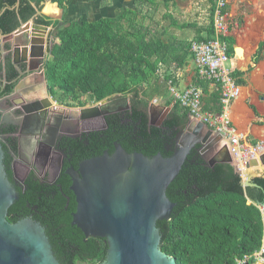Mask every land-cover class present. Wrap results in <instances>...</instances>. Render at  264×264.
<instances>
[{"label": "trees", "instance_id": "trees-1", "mask_svg": "<svg viewBox=\"0 0 264 264\" xmlns=\"http://www.w3.org/2000/svg\"><path fill=\"white\" fill-rule=\"evenodd\" d=\"M42 1L0 0V34L11 35L29 22L36 15L33 5L38 8ZM79 1L53 0L63 11V18L59 22L39 18L35 20L36 25L54 28L55 41L51 45L50 58L45 67L52 101L66 108H84L113 96L129 94L133 88L146 84L143 98L148 101L157 98L171 103L166 87V81L172 77L169 68L174 65L175 69H182L188 64L192 58L191 44L183 48L180 55L173 57L170 45L160 38H153V35L143 34L135 28L138 25L133 22L130 23L131 32L117 35L115 29L119 21H125L127 16L141 14L140 5L150 4L151 0H134L133 9H124L112 19L65 24L67 7ZM209 1L210 27L205 30L207 37H198V42L209 40L214 33L212 26L215 0ZM263 21L264 12L260 25ZM227 43L230 45L229 54L233 53L236 60L231 63L232 67L245 70L249 50L242 46L240 61L236 65V45L233 51L232 40L228 39ZM263 50L264 42L258 46L251 60L252 64L256 65L262 60ZM8 62L5 64V73L6 80L10 81V76H15V72ZM160 62H164L167 67L163 79L157 73ZM252 69L249 67L245 73L235 71L232 74L238 86H247L244 77ZM2 75L3 66L0 65V80ZM195 84L206 96L204 111L219 114V94L214 90L210 92L207 82L196 81ZM0 92L2 95H9L12 87L7 86L3 91L0 88ZM133 109L132 116L114 114L106 117V130L85 137L80 146L79 161L98 158L104 153L112 155L115 144L120 145L128 154L137 153L146 158L157 155L170 157L172 151L168 152L167 147L174 148L177 137L189 123V113L175 105L160 126H152L145 111L134 106ZM250 109L257 115L255 108ZM234 121L238 126L241 123L239 119ZM15 132L16 128L13 126L0 130L2 135ZM86 143L89 147H85ZM73 146L74 153L76 141ZM11 147L16 151L14 138L8 139L7 145H2L6 154ZM195 152L182 165L166 191V197L174 208L169 221L157 222L161 234L160 249L177 264H236V259L241 260L251 255L261 244L263 224L258 205L264 201V177L252 180L256 187H244L233 166L220 162L210 166ZM11 160L8 155L5 161L10 181ZM24 186L26 190L23 187L18 190L19 200L8 210L10 217H7V221L10 224L19 222L11 217L14 213L25 210L27 205H37L43 209L49 206L47 202L50 200L44 197L42 202L38 201L44 186L33 173L27 177ZM66 191L64 189L65 194ZM57 202L65 207L66 201L62 197L59 196ZM28 213L26 210L22 218H27ZM71 221L70 218H64L46 223L34 217V222L45 228L52 253L59 264H102L108 250L105 240L85 239L80 230L71 226Z\"/></svg>", "mask_w": 264, "mask_h": 264}, {"label": "water", "instance_id": "water-1", "mask_svg": "<svg viewBox=\"0 0 264 264\" xmlns=\"http://www.w3.org/2000/svg\"><path fill=\"white\" fill-rule=\"evenodd\" d=\"M24 33L29 35L23 42V49L14 50L16 55L21 53L22 59L14 63L11 51L6 52L2 43L13 35L18 37ZM52 34L53 31L48 27H38L35 24L30 26L28 23L11 35L0 34V59L3 60H0V65L4 63V59L9 60L15 72L14 81L20 79L21 75L37 74L40 69L44 73L41 77L47 105L43 110L25 111L23 127L31 126L29 121L35 117L42 116L44 120L43 116L46 117L48 112H56L52 108L51 103L54 102L49 95L45 76ZM35 39H45V42L42 44L39 41L40 45H37ZM3 72L5 74V65ZM5 85L4 81L3 86H0L1 91ZM20 86H24L23 81ZM15 97H20L18 88H14L6 100ZM110 99L112 97L89 107L75 109L54 104L61 107L67 116L71 117L74 113L81 120L91 118L104 121V117L110 112L98 108ZM221 141V136L214 137L201 123L192 120L176 139L172 155L168 158L161 155L146 158L137 153L128 154L120 145L115 144L112 155L104 153L101 157L82 162L79 165V176L69 173L72 179L70 191L76 202L71 226L80 230L85 239L105 240L108 250L102 264H177L160 249L161 234L157 222L169 221L174 208L166 197V191L192 152L206 154ZM223 149L224 159L220 163L232 166L227 148L224 146ZM3 156L0 145V264H59L42 226L32 220L16 224L7 221L8 210L16 202L18 195L8 180ZM215 163L218 162L211 161L209 165L213 166ZM259 166H264V154L259 161H250L246 168L250 170ZM253 179L246 177L244 187H256L252 184ZM258 208L262 209L264 215V201ZM261 257L264 258V254Z\"/></svg>", "mask_w": 264, "mask_h": 264}, {"label": "flooded vegetation", "instance_id": "flooded-vegetation-1", "mask_svg": "<svg viewBox=\"0 0 264 264\" xmlns=\"http://www.w3.org/2000/svg\"><path fill=\"white\" fill-rule=\"evenodd\" d=\"M0 60L3 61L2 59ZM6 62L8 61L4 59L2 66L5 65ZM8 63L10 65V62ZM33 66L35 67V64H33ZM22 67L25 68L24 66ZM42 70L43 69H40L37 74L31 76L21 75L20 79L15 81V76H10V81H7V74L3 72L2 79L0 80V86H3V82L5 81V87L11 86L12 92L14 88H18L20 95V97H15L12 100H6L12 92L9 95H2L0 92V101H5V103L8 104L6 107L5 104L3 106L7 109L5 111H7L8 114L0 108V130L12 126L16 128L14 134H0L1 146L3 144L7 145L8 139H16V151H13L12 147L9 148L7 154L3 151L4 169L7 156L9 155L12 159L9 166L12 173V181H10L9 178L8 180L18 195V190L20 188L23 187V190H26V188H24L25 180L33 173L42 186H44V190L41 192L38 201L40 200V202H42L43 197L52 201L47 202L49 206L45 209L37 205H33L32 207L27 205L25 210L14 213L11 219L15 218L19 222L23 220H32L34 222V217H38L46 223H52L53 220L64 218H70L72 220V215L76 211V202L73 193L70 191L72 179L69 173L80 175L79 165L84 162L79 161V156H81V143L89 134L107 129L105 122L106 117L114 114L132 116L134 110L133 105L126 102V98L122 97L123 95H118L113 96L112 99L98 108H101L102 111L110 112V114L104 117V121L91 118L81 120L79 116H75L74 113L70 117L66 115L65 111H60L51 106L56 112H48L46 117L43 116L44 120L42 116L35 117L29 121L31 126L23 127L25 111L33 112L38 109L43 110L47 105L41 77ZM28 78H30V85L27 86L25 85V80ZM11 81L14 82L11 83ZM22 81L24 83L23 87L20 86ZM27 96L29 97L26 98ZM156 117H153L152 121H155ZM165 117L160 119L158 126L161 125ZM75 141L77 142V148L76 152L73 153V142ZM85 147H89V145L86 143ZM225 147L227 148V145ZM173 149L172 146L167 147L168 152L173 151ZM195 154L203 158L199 151H196ZM205 155L208 158L210 153H206ZM64 189L67 190L66 194ZM59 196L65 199V207L64 205L63 207L58 205L57 199ZM18 200L19 196L16 202ZM26 210H28L29 216L27 218H22ZM7 217L10 216L7 214Z\"/></svg>", "mask_w": 264, "mask_h": 264}, {"label": "rangeland", "instance_id": "rangeland-1", "mask_svg": "<svg viewBox=\"0 0 264 264\" xmlns=\"http://www.w3.org/2000/svg\"><path fill=\"white\" fill-rule=\"evenodd\" d=\"M151 1L152 2L150 4L140 5L141 14H138L136 16H127L125 21H119L115 29V32L118 36L125 35L127 32H131L132 29L130 23L133 22L138 25L135 26V28L142 31L143 34L153 35V38H160L165 44L170 45L171 55L173 57L176 55H180L183 48L188 47L192 42L196 41L198 37H207V32L205 30L210 27L211 19V3L209 0H169L168 3H165L162 0ZM259 1L260 0H229L230 6H228V16L230 13L229 18H231V20L234 21V23H236L239 27L243 25L242 31L239 29L237 32H234L232 34L235 39L238 38V40H242V42H244H240L238 43V46H236L238 57L236 65L240 61L239 59L243 45L245 47V50L247 46H252L253 50V53L251 55L249 52V60L247 61L245 70H239V68H237V70L245 73L247 71V67L249 68L250 66L251 68H253L252 71L246 74L244 78L248 85L247 89L255 93V95H257L259 99H262L264 101V65H262L261 63L260 64L262 66H260V64L252 65V62L250 61V58L255 55L257 47L264 42V21L259 27L256 25L259 20L257 14L261 9L259 7ZM131 9H133V6L131 7ZM262 18L260 19V21L262 20ZM185 26H191L192 28H185ZM199 30L202 32H200ZM244 33L247 34V36H245ZM249 33L253 34L249 35ZM232 42V48L234 51L236 42ZM261 59H264V50L262 52ZM258 66L261 67L258 72V75L261 73L260 77L258 76L259 78H257L256 81H252V75L254 74ZM166 69L167 67L165 63L160 62L158 64V75H164ZM174 69V65H172L169 68V71ZM252 82L254 85L252 84ZM146 88V84L139 85L138 87L130 90L129 94H125L122 97H125L126 102H128L130 105H133L134 107L145 111L150 125L155 126L158 125L160 119L165 117L172 108L170 106V102L165 103L164 100L157 98H155L153 101H148L143 98L142 94ZM179 90L182 91L183 86L179 87ZM211 91L212 90L210 88V92ZM167 96L170 98V100L172 99L169 93ZM54 103H51L53 107L59 109L60 111H64L61 107ZM4 104L5 107L8 106L5 101H0V108L2 111L8 114V112L5 111L7 109L3 107ZM250 107H252V105ZM74 115L76 116L77 114ZM153 117H156L155 121H152ZM262 125L264 126V121ZM259 138H263V135ZM247 142L249 144L255 143V141H252V136L250 135L247 138ZM226 145L227 142L222 141L220 146H217V148L208 152L210 153V156L208 158L205 154H201V156L208 163L211 161L220 162L224 159L225 151L221 150L220 148ZM247 173L248 179L254 177H264V166L253 169L251 168Z\"/></svg>", "mask_w": 264, "mask_h": 264}, {"label": "built area", "instance_id": "built-area-1", "mask_svg": "<svg viewBox=\"0 0 264 264\" xmlns=\"http://www.w3.org/2000/svg\"><path fill=\"white\" fill-rule=\"evenodd\" d=\"M213 35L205 42L194 41L190 46L191 60L182 69L171 70V79L166 81L167 92L172 98L170 106L179 105L189 113V122L201 123L214 137H222L227 142V151L232 159V166L242 181H246V166L252 160L259 161L264 154V136L255 143H248L245 134L234 125L232 106L241 97L242 88L237 85L232 74L237 71L232 67L234 58L229 54L228 39L239 27L228 16V0H215L213 13ZM158 73V71H157ZM159 74V73H158ZM163 79V75H159ZM196 81L209 83L211 90L219 94V114L204 111L205 94L196 86ZM183 86V90L179 87ZM262 216V238L257 251L243 259H236V264H264V215Z\"/></svg>", "mask_w": 264, "mask_h": 264}, {"label": "crops", "instance_id": "crops-1", "mask_svg": "<svg viewBox=\"0 0 264 264\" xmlns=\"http://www.w3.org/2000/svg\"><path fill=\"white\" fill-rule=\"evenodd\" d=\"M133 3H134V0H80L77 4L69 5L67 7V13L65 15L64 23L65 24L80 23V22L93 23L101 19H112L117 14H119L122 10L131 9V7L133 6ZM228 6H230L229 0H228ZM261 6L262 4H259V7L261 9H260V12H258L257 14V17L259 20L256 23V25L258 27L262 21V20L260 21V19L263 17V12H264L263 6L262 7ZM33 7L36 10V15L29 22H27L30 26L34 24L36 25L35 20L38 18L44 21H54V22L56 21L59 22L63 18L62 9H60L57 6V4L53 3V0H43L39 4L38 8H36L35 5H33ZM229 16H230V13H229ZM24 25L25 24H23L22 26ZM39 26L40 25H38V27ZM48 28L53 31L52 38H51V45H52L53 42L55 41L54 40V28L53 27H48ZM242 29H243V25H241L240 30L242 31ZM252 34L253 33H249V35H252ZM27 35L29 34L24 33L18 37H15L13 35L10 39L3 41V43L0 42V45L2 43L6 52L11 51V56H12L14 63L15 61H19L20 59H22L21 53L18 52V54L16 55L14 53V50L23 49L22 47H24V44H25L23 42L27 39ZM244 35L247 36V34L245 33ZM46 36L47 35H45V38ZM231 40L234 41V43L236 42L235 43L236 46H238V43L240 42L244 43L242 42V40H238V38L235 39L233 36ZM35 41L38 42L37 45H40L39 43L42 42L43 44L45 42V39L39 40L40 42L37 41L36 39ZM232 44H231V47H232ZM16 46H18L19 48H15ZM37 48H39V46H37ZM246 50L247 51L249 50L250 55L253 53L252 46H247ZM37 53H39V50ZM233 58H234V55H233ZM252 58H250V61L252 60ZM248 60H249V57H248ZM234 61L236 60L234 59ZM260 63L264 65V59H262L257 65H259ZM261 64L260 66H262ZM260 66L256 68L255 70L256 73L254 72V74L252 75V81L254 80L256 81V79L260 77L261 73L258 75V72L261 69ZM41 75H44L43 71H41ZM25 85L27 86L30 85V78L25 80ZM247 86L241 87L242 88L241 97L237 101H235L232 106V117H233V121L235 119H239L241 121L239 126L236 125L234 121V125L238 128L239 132H241L242 134H245L246 136L248 135V137L249 135L252 136V141L256 142L259 140L260 136L262 135L264 136V126L262 125L264 121V101L262 99H259L258 96L255 95V93L247 89ZM251 105L253 108H255L257 115H255L253 111L250 109ZM221 143L222 141L219 142L218 146H220ZM220 149L222 150L223 147H221Z\"/></svg>", "mask_w": 264, "mask_h": 264}, {"label": "bare ground", "instance_id": "bare-ground-1", "mask_svg": "<svg viewBox=\"0 0 264 264\" xmlns=\"http://www.w3.org/2000/svg\"><path fill=\"white\" fill-rule=\"evenodd\" d=\"M259 4H262V6L264 7V0H260V1H259ZM240 70H241V69H240ZM53 105H54V104H53ZM259 167H263V166H259ZM259 167H258V168H259ZM247 172H248V170H247ZM247 172H246V174H248Z\"/></svg>", "mask_w": 264, "mask_h": 264}]
</instances>
